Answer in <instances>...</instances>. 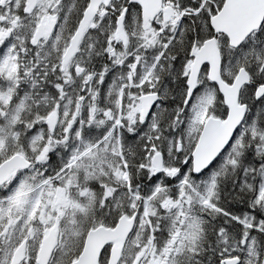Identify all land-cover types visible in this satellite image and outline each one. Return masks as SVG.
<instances>
[{"label": "snow or ice", "instance_id": "obj_1", "mask_svg": "<svg viewBox=\"0 0 264 264\" xmlns=\"http://www.w3.org/2000/svg\"><path fill=\"white\" fill-rule=\"evenodd\" d=\"M0 264H264V0H0Z\"/></svg>", "mask_w": 264, "mask_h": 264}]
</instances>
